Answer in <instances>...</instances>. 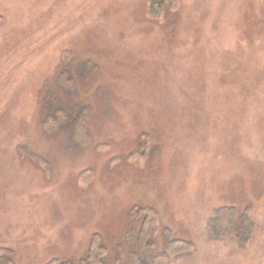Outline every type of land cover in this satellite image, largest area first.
<instances>
[{
    "label": "rangeland",
    "instance_id": "obj_1",
    "mask_svg": "<svg viewBox=\"0 0 264 264\" xmlns=\"http://www.w3.org/2000/svg\"><path fill=\"white\" fill-rule=\"evenodd\" d=\"M0 0V263L131 264L157 214L164 264H264V0ZM67 78V83L62 82ZM56 108L67 122L48 129ZM251 207L244 248L211 237ZM182 247V246H181Z\"/></svg>",
    "mask_w": 264,
    "mask_h": 264
},
{
    "label": "trees",
    "instance_id": "obj_2",
    "mask_svg": "<svg viewBox=\"0 0 264 264\" xmlns=\"http://www.w3.org/2000/svg\"><path fill=\"white\" fill-rule=\"evenodd\" d=\"M166 1L174 0H149V14L158 17ZM67 83V78L62 80ZM82 111L71 118L67 110L56 108L46 116L44 124L48 129H52L59 122H67L71 129V134L77 137L83 128ZM131 216L142 214L139 234L137 237L138 250L131 249V264H164L166 257L178 256L184 252L185 240H174L168 242L163 252H154L153 235L157 227V214L151 207H133ZM207 233L214 238L228 240L238 248H244L253 237L255 227L251 217V207L246 205L237 208L233 205L221 204L211 209L207 217ZM182 246V247H181ZM105 246L100 242L98 235H94L89 242L84 255L78 261L54 257L47 264H110L104 257ZM0 264H15L10 258L2 260Z\"/></svg>",
    "mask_w": 264,
    "mask_h": 264
}]
</instances>
